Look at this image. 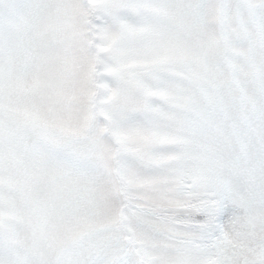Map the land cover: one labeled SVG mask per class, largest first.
Returning a JSON list of instances; mask_svg holds the SVG:
<instances>
[{
    "label": "snow or ice",
    "instance_id": "1",
    "mask_svg": "<svg viewBox=\"0 0 264 264\" xmlns=\"http://www.w3.org/2000/svg\"><path fill=\"white\" fill-rule=\"evenodd\" d=\"M0 264H264V0H0Z\"/></svg>",
    "mask_w": 264,
    "mask_h": 264
}]
</instances>
